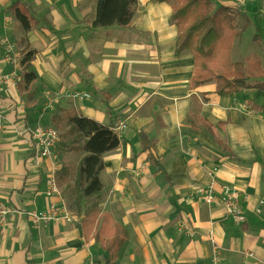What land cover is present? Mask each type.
Here are the masks:
<instances>
[{"label":"crops","instance_id":"obj_1","mask_svg":"<svg viewBox=\"0 0 264 264\" xmlns=\"http://www.w3.org/2000/svg\"><path fill=\"white\" fill-rule=\"evenodd\" d=\"M96 1L0 0V76L14 68L5 60L8 43L23 78L21 39L35 52L36 76L24 90L0 85V202L17 211L0 228V264H210L213 249L218 264H264V90L220 96L213 83L192 87L193 56L176 54L168 3L137 0L128 28L91 30ZM211 1L215 10L240 13L231 61L256 56L264 72V0ZM17 2L37 21L26 34L7 10ZM253 13L261 21L251 48ZM73 92L89 98L66 97ZM69 110L119 139L103 158L101 193L82 200L80 212L74 179L59 187V196L47 195L48 180L64 166L77 167L85 153L63 152L59 143L51 157L39 158L29 134ZM190 112L212 126L214 137L191 128ZM142 139L150 147L142 149ZM208 183L247 196L245 223L234 224L220 206L201 200L195 190ZM51 205L71 220L36 227L21 214Z\"/></svg>","mask_w":264,"mask_h":264},{"label":"trees","instance_id":"obj_2","mask_svg":"<svg viewBox=\"0 0 264 264\" xmlns=\"http://www.w3.org/2000/svg\"><path fill=\"white\" fill-rule=\"evenodd\" d=\"M156 1L166 2L172 8L170 21L178 29L176 54L189 52L193 56L192 87L213 83L220 96L238 93L242 89L264 90L263 83L249 84L251 80H264V72L256 56L248 58L245 64L233 63L230 59L232 43L241 36L236 26L240 16L237 10L224 6L215 10L211 0ZM137 6V0H97L90 29L128 28L136 17ZM7 10L13 12L24 34L37 26L27 5L17 2ZM20 42L25 43L20 62L23 78L19 83L20 90H24L25 84L36 80L35 74L30 71L35 52L30 50L24 39ZM187 122L192 129H203L214 137L212 126L199 115L190 112ZM49 126L58 131L63 152L85 153L77 167L64 166L56 177L58 187L68 183L70 178L74 179V206L80 212L82 200L98 197L101 193L102 186L98 176L103 169V158L118 149V136L111 128L73 110L62 114L54 113ZM141 143L142 149L151 145L145 139ZM155 166L160 170L156 163ZM122 243L123 236H119L112 245H116L118 249ZM113 255L114 252L111 253V258Z\"/></svg>","mask_w":264,"mask_h":264},{"label":"built area","instance_id":"obj_3","mask_svg":"<svg viewBox=\"0 0 264 264\" xmlns=\"http://www.w3.org/2000/svg\"><path fill=\"white\" fill-rule=\"evenodd\" d=\"M237 2L242 3L243 0H237ZM5 60L7 61V63L14 66V68L9 74L0 76V85H2L5 89L16 88L22 79L17 56L13 51L12 46L8 43L5 44ZM66 97L82 101L89 98V95L87 93L73 92L67 94ZM4 126L5 114L0 109V133L3 131ZM29 134L31 136L34 153L39 158L51 157L60 143V135L58 131H56L52 127H38L34 130H30ZM48 185V196L60 195L61 192L59 190L57 180L54 176H52L48 180ZM195 193L200 196L201 200L204 203L216 204L220 206L224 218L232 221L237 225L245 223L246 219L243 210V202L246 201L247 196L242 195L237 190L226 186L221 187L219 190H217L213 186V184L210 183H208L204 187L196 188ZM14 213H17V211L11 208L8 203L0 202V228H3L7 225L10 216ZM62 213L63 211L59 212V208L54 205H51L47 210L43 212H21V214L33 226L36 227L48 224L50 222H58L62 219H65L67 221L71 220L68 214H65L64 218H62ZM208 238L211 241L213 240V236L211 233H208ZM218 263L219 257L217 255V252L213 249L212 257L210 258V264Z\"/></svg>","mask_w":264,"mask_h":264},{"label":"rangeland","instance_id":"obj_4","mask_svg":"<svg viewBox=\"0 0 264 264\" xmlns=\"http://www.w3.org/2000/svg\"><path fill=\"white\" fill-rule=\"evenodd\" d=\"M253 20L257 24L256 26L257 29H253L251 32V44H250L251 48L253 47V44L256 42V38L258 37V35H254V34H256L257 31L259 30V24L261 21L259 15H257L256 13H253Z\"/></svg>","mask_w":264,"mask_h":264}]
</instances>
